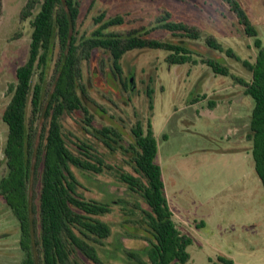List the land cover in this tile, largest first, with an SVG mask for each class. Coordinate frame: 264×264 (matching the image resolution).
I'll list each match as a JSON object with an SVG mask.
<instances>
[{
    "label": "rangeland",
    "instance_id": "374dc122",
    "mask_svg": "<svg viewBox=\"0 0 264 264\" xmlns=\"http://www.w3.org/2000/svg\"><path fill=\"white\" fill-rule=\"evenodd\" d=\"M78 1L81 32L94 28L92 16L101 10L125 17L123 25L110 28L119 32L147 30L167 10L174 20L198 28L201 37L191 40L161 28L150 30L148 37L182 42L199 58H215L234 75L251 79V72L240 61L205 43V38L212 37L241 59L255 61L253 38L245 35L225 0ZM238 1L264 45V0ZM25 2L0 0V178L6 173L7 126L2 113L10 98L7 88L15 82L16 67L27 58L32 29L33 15L21 17ZM166 54L161 49L129 51L120 60V73L114 72L109 55L101 49L82 60L81 84L87 93L83 100L92 116L91 127L86 126L82 112L65 114L66 141L71 147L78 138L100 144L95 129L111 126L120 131V143L127 147L131 127L138 120L150 119L164 175L172 172L175 177L168 192L174 222L180 229V221L184 222L182 231L192 238L187 247L190 260L184 264H264V186L255 168L250 131L254 100L230 76L215 74L201 62L169 64L164 60ZM54 68L52 63L44 82L46 90L54 82ZM122 80L130 81L126 88ZM147 92H151L152 109ZM203 92L206 98L202 100ZM192 97L199 101L190 102ZM101 144L99 151L113 166L110 173L91 175L75 168L73 172L88 189L83 190L85 196L121 204L120 199L133 195L111 173L117 167L132 172L129 155L121 148L114 153ZM119 207L104 217L112 234L98 249L99 257L103 264H136L123 249L144 257L148 243L140 236L146 233L123 222L130 216L122 215ZM20 239L19 222L0 195V264H23Z\"/></svg>",
    "mask_w": 264,
    "mask_h": 264
},
{
    "label": "trees",
    "instance_id": "16d2710c",
    "mask_svg": "<svg viewBox=\"0 0 264 264\" xmlns=\"http://www.w3.org/2000/svg\"><path fill=\"white\" fill-rule=\"evenodd\" d=\"M225 2L245 35L253 38L255 61L241 59L212 37L205 38V43L240 61L251 72L249 81L231 73L215 58H199L182 42L148 37L147 33L156 28L191 40L201 37L198 28L174 20L167 10L149 29L125 32L110 29L125 23L123 15H108L101 10L92 16L94 28L81 32L78 0H26L20 13L22 18L33 15L32 29L27 58L16 67L15 82L7 88L10 98L2 113L7 126L3 149L6 173L0 178V195L19 222L23 264H103L98 249L112 234L111 224L104 217L116 205H120L122 215L130 216L123 222L146 233L140 236L148 243L143 249L144 257L124 248L129 259L136 264H184L190 260L187 247L192 238L177 227L167 203L150 119L145 123L138 120L131 127L127 147L120 143L122 134L116 128L95 129L94 136L103 147L114 153L121 148L129 155L127 163L132 172L117 167L111 174L133 198L120 199L121 204H115L87 197L83 190L88 189L73 172L75 168L101 175L113 169L99 151V143L78 138L72 147L68 145L62 125L65 114L79 111L86 126L91 127L92 116L83 100L87 93L81 84L80 63L96 49L109 55L118 73L125 53L161 49L167 52L164 60L169 64L205 63L213 73L230 76L241 84L244 93L254 100L250 131L255 168L264 186V45L240 2ZM52 63L55 79L46 90L44 82ZM35 76L37 81L33 82ZM128 82L122 80L123 88ZM147 94L152 109L151 92Z\"/></svg>",
    "mask_w": 264,
    "mask_h": 264
},
{
    "label": "crops",
    "instance_id": "0c3cea01",
    "mask_svg": "<svg viewBox=\"0 0 264 264\" xmlns=\"http://www.w3.org/2000/svg\"><path fill=\"white\" fill-rule=\"evenodd\" d=\"M215 93H217L218 94V92H215ZM220 93V92H219ZM219 95V94H218ZM220 97L222 96V95H219ZM198 98L199 97H192L191 98V100H190V102L192 101V102H195L196 103V101H199L198 100ZM206 98V93L205 92H203L202 93V100L203 99H205ZM161 130V129H160ZM162 137H164V136H162ZM155 138H156V135H155ZM156 142H157V140H156ZM156 161H157V163L159 164V166H160V169H161V174H162V180H163V185H164V191H165V195H166V199H167V203H168V205H169V208L171 209V211H172V213H173V216L175 217V213H174V210L171 208V206H170V203H169V197H168V192H169V190H170V188H171V184H173V180H174V175H173V173L171 172H168L167 173V175L165 176L164 175V172H163V167H162V165H161V163H160V158H159V151H158V146H157V156H156ZM181 222V226H182V229H185L184 227H185V224H183L184 222H182V221H180ZM181 229V230H182Z\"/></svg>",
    "mask_w": 264,
    "mask_h": 264
}]
</instances>
